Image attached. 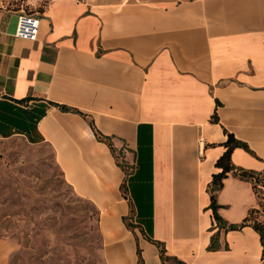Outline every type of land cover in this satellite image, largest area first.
<instances>
[{
  "label": "crops",
  "instance_id": "0c3cea01",
  "mask_svg": "<svg viewBox=\"0 0 264 264\" xmlns=\"http://www.w3.org/2000/svg\"><path fill=\"white\" fill-rule=\"evenodd\" d=\"M26 1L36 40L0 4V140L52 149L98 208L105 264H163L154 241L179 264H264L237 172H264V0ZM228 149L214 196L238 227L219 228Z\"/></svg>",
  "mask_w": 264,
  "mask_h": 264
},
{
  "label": "rangeland",
  "instance_id": "374dc122",
  "mask_svg": "<svg viewBox=\"0 0 264 264\" xmlns=\"http://www.w3.org/2000/svg\"><path fill=\"white\" fill-rule=\"evenodd\" d=\"M0 240L11 244L1 264H105L97 206L76 194L49 146L18 138L0 140Z\"/></svg>",
  "mask_w": 264,
  "mask_h": 264
},
{
  "label": "trees",
  "instance_id": "16d2710c",
  "mask_svg": "<svg viewBox=\"0 0 264 264\" xmlns=\"http://www.w3.org/2000/svg\"><path fill=\"white\" fill-rule=\"evenodd\" d=\"M28 12H33L32 10H28ZM34 13V12H33ZM100 137V136H99ZM228 140H234L236 144H242L238 140H235L232 135H229ZM229 153L230 149H228L216 162L217 166L222 167V171L219 174L214 175L213 181H212V186L210 188L211 191V208L213 210V218L219 228H234L238 227V225L230 224L226 226L225 222L222 220V218L218 215L217 213V204L215 201V196L214 193L217 189L220 188L221 186V178L225 174L226 171H228L231 167L229 163L227 162L229 160ZM238 174L246 179H249L252 182L254 192L256 194L259 207L257 209H252L249 213V215L245 218L244 223H250L262 236H264V211H260V207L262 208V203L258 194V189H260L263 194H264V172H254V171H246V170H238ZM254 179H256L254 181ZM262 185L261 188H258V185ZM262 216V217H260ZM128 226H131V222H127ZM243 225V223L241 224ZM160 251V258L162 260L163 264H179L181 261L175 257V256H170L167 255L165 252V249L163 248L162 244L160 242L154 241ZM216 243L214 242V237H212L211 241V248L216 247Z\"/></svg>",
  "mask_w": 264,
  "mask_h": 264
},
{
  "label": "built area",
  "instance_id": "2783aa9c",
  "mask_svg": "<svg viewBox=\"0 0 264 264\" xmlns=\"http://www.w3.org/2000/svg\"><path fill=\"white\" fill-rule=\"evenodd\" d=\"M40 20L39 17L33 13L28 12L24 7H21L20 13L18 14V23L16 28V35L18 37L28 39V40H36L38 35ZM256 179H254L255 181ZM262 185H258V188H261ZM258 194L262 203V208L260 207V211H264V194L258 189Z\"/></svg>",
  "mask_w": 264,
  "mask_h": 264
}]
</instances>
